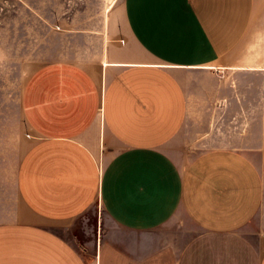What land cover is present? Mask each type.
Here are the masks:
<instances>
[{"label":"crops","instance_id":"crops-1","mask_svg":"<svg viewBox=\"0 0 264 264\" xmlns=\"http://www.w3.org/2000/svg\"><path fill=\"white\" fill-rule=\"evenodd\" d=\"M121 14L54 26L29 7L38 66L0 121V264H264V0ZM98 203L110 226L81 250L62 226Z\"/></svg>","mask_w":264,"mask_h":264},{"label":"rangeland","instance_id":"rangeland-1","mask_svg":"<svg viewBox=\"0 0 264 264\" xmlns=\"http://www.w3.org/2000/svg\"><path fill=\"white\" fill-rule=\"evenodd\" d=\"M124 0H0V121L19 103L24 84L38 66L34 47L28 46L29 7H34L57 26L64 19H74L79 27L97 26L103 21L121 26ZM27 44V45H26ZM1 130V127H0ZM8 149V148H7ZM110 222L100 205L62 226L63 235L81 250L87 248Z\"/></svg>","mask_w":264,"mask_h":264}]
</instances>
